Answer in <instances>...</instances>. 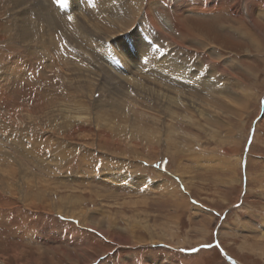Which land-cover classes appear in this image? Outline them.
Segmentation results:
<instances>
[{
	"label": "rangeland",
	"instance_id": "374dc122",
	"mask_svg": "<svg viewBox=\"0 0 264 264\" xmlns=\"http://www.w3.org/2000/svg\"><path fill=\"white\" fill-rule=\"evenodd\" d=\"M84 1L0 0V264H264V6Z\"/></svg>",
	"mask_w": 264,
	"mask_h": 264
},
{
	"label": "bare ground",
	"instance_id": "6f19581e",
	"mask_svg": "<svg viewBox=\"0 0 264 264\" xmlns=\"http://www.w3.org/2000/svg\"><path fill=\"white\" fill-rule=\"evenodd\" d=\"M77 1H80V0H76V2ZM87 1V4L89 5V8H91L92 10H90V11H93V9L95 8H97L98 9V14L101 12V10H102V12L101 13H104V12H109V9L112 7V6H110L111 4H112V0H86ZM192 1V0H191ZM249 1V0H248ZM83 2H85L84 0H83ZM215 2L217 3H215V4H212V0L210 1H204V3H202V4H207V3H209L208 5H209V7H210V9H213V8H215V9H213V10H211L212 12H214L216 9H221V7H224V5H223V2L224 3H229V4H233V8H231L232 7V5L230 6L229 4H228V8L229 9H234L233 11H232V15H234L235 17H237V20H239V22L241 21L242 22V20H241V16L239 15V8H237V5H236V3L237 2H239L238 0H218V1H216L215 0ZM212 4V5H211ZM247 5V4H246ZM201 6V5H200ZM264 6V3L261 1V0H253V1H251L250 3H249V5H248V7H247V9H245V12H248V13H246L245 15H247V16H250L251 17V15L253 14V12H255V10L256 9H258V8H260V7H263ZM244 7V6H243ZM245 8V7H244ZM115 9V11L117 10L116 8H114ZM227 9V8H226ZM263 9V8H262ZM253 11V12H252ZM89 13V12H88ZM225 13V12H224ZM223 13V14H224ZM92 14H94L93 12H92ZM243 14V13H242ZM220 17H223V16H220ZM217 18H218V16H217ZM247 20V19H246ZM264 20V19H263ZM218 21V20H217ZM250 21V20H249ZM119 22H123L122 20H119ZM101 25L104 27V32H102V31H99V33L100 34H102V33H105L109 38H110V36H112L113 37V34L115 33V31H113L112 29V25H111V23H105L103 20H101ZM243 23H244V21H243ZM72 24V23H71ZM71 24H69V25H71ZM245 24V23H244ZM250 24V23H249ZM73 25V24H72ZM71 25V26H72ZM77 26V25H76ZM221 26V25H220ZM230 26V25H229ZM246 26V25H245ZM244 26V27H245ZM249 26V25H248ZM79 27H81V26H79ZM227 27V26H226ZM239 27V26H238ZM112 28V29H111ZM219 28V27H218ZM221 28V27H220ZM228 28V27H227ZM248 28V27H247ZM252 28V27H251ZM258 28V27H257ZM245 29V28H244ZM237 30V29H236ZM258 30V29H257ZM191 31V30H190ZM214 31V30H213ZM244 31V30H243ZM187 33V32H186ZM191 34V33H190ZM211 34V33H210ZM245 34H247V32L245 31ZM187 35H188V33H187ZM248 35V34H247ZM252 35V34H251ZM256 35V34H255ZM255 35H254V37H255ZM194 36V35H193ZM79 37V36H78ZM190 37V36H189ZM252 37V36H251ZM260 37V36H259ZM115 38V37H114ZM147 39V38H146ZM146 39H144V38H141L140 36H137L136 37V44H137V46L136 45H132L131 47H126V46H124V47H122V46H120V45H118L119 47H117L116 46V49H118L119 48V50H117V51H119V53L120 54H126V56L128 57V61H130V60H132V59H134L136 56H139V55H141L142 54V56L144 57V59H140L139 57V59H140V63L138 62V64L141 66V68L142 67H150V68H148V69H150V71H151V73L152 74H154V73H159L160 74V72H163V71H165L164 70V68L167 70V71H165L166 73H168V72H170L171 74H175V75H178L179 77H177V79H179L180 81H187V82H189V79H191V78H193V74H194V72L196 73V76H197V78H198V80L200 81V80H203V79H205L206 81H205V83H209V78H208V80L204 77V73L201 75V74H199V73H197V71L190 65H186V64H182L181 62H179L178 60H176V59H174V58H166L165 59V61H163V63H160L159 65H156L155 64V62H153V56L152 55H156L157 54V52L153 49H151L152 47L151 46H148L147 44V46H144V44L146 43ZM197 39V38H196ZM199 39V38H198ZM135 40V39H134ZM253 40H255V39H253ZM262 40V39H261ZM204 43V42H203ZM209 43V42H208ZM257 43V42H256ZM260 43V42H259ZM210 44V43H209ZM205 45V44H204ZM258 45V44H257ZM208 47H209V45H207ZM206 46V47H207ZM212 46H213V44H212ZM151 47V48H150ZM211 47V46H210ZM122 48H123V50H122ZM124 48L125 49H127L126 51L124 50ZM205 48V47H204ZM214 48V47H213ZM209 49V48H208ZM207 50V49H206ZM153 53V54H152ZM218 53H219V51H218ZM148 55H150L149 57H147ZM216 55H217V53H216ZM221 55V54H220ZM121 56V55H120ZM147 58H146V57ZM222 56V55H221ZM126 57V58H127ZM152 58L151 59V61H149V58ZM124 59V58H123ZM136 59V58H135ZM218 59V58H217ZM219 60V59H218ZM109 63H110V61L109 60H107ZM138 61V60H137ZM127 62V61H126ZM167 62V64H165ZM201 62V61H200ZM216 62V61H215ZM116 63V62H115ZM128 63H130V62H128ZM212 63H213V61H212ZM111 64V63H110ZM109 64V65H110ZM119 64V63H118ZM122 64V63H121ZM133 64V63H132ZM131 65V64H130ZM138 65V66H139ZM116 66V65H115ZM104 67V66H103ZM131 68H133V67H131ZM130 68V69H131ZM196 68V67H195ZM110 69V68H109ZM108 69V70H109ZM220 69V68H219ZM126 70V69H125ZM201 71H202V69H200ZM221 70V72H222V69H220ZM100 71V70H99ZM132 71H135V70H132ZM155 71H157V72H155ZM227 71V70H226ZM139 72V71H138ZM200 72V71H199ZM106 73H108V72H106ZM111 73V72H110ZM113 73H115V71L113 72ZM118 73V72H117ZM128 73V72H127ZM126 73V74H127ZM134 73V72H133ZM219 73V72H218ZM125 74V75H126ZM164 74V73H163ZM124 75V74H123ZM122 75V76H123ZM195 75V74H194ZM215 75V74H214ZM222 75H223V73H222ZM111 76V75H110ZM127 76V75H126ZM206 76V75H205ZM109 77V76H108ZM115 77V76H114ZM195 77V76H194ZM116 78H117V76H116ZM119 78V77H118ZM127 78V77H126ZM125 78V80H127ZM229 78V77H228ZM132 79V78H131ZM221 79V78H220ZM225 79V78H224ZM66 81L67 80H71V78L70 77H66V79H65ZM64 80V81H65ZM117 80V79H116ZM119 80L121 81V78H119ZM150 80V79H149ZM223 80V79H222ZM128 82L130 81L129 79L127 80ZM137 81H138V79H137ZM133 82H134V80H133ZM191 82V81H190ZM112 83V82H111ZM124 83V82H123ZM138 83V82H137ZM158 83V82H157ZM126 84V83H125ZM135 84V83H134ZM215 84V83H214ZM136 85H138V84H136ZM161 85V84H160ZM192 85V84H191ZM216 85V84H215ZM130 86H132V85H130ZM198 86V85H197ZM211 86V85H210ZM244 86V85H243ZM160 87H162V86H160ZM206 87H208V86H206ZM231 87V86H230ZM134 88V87H133ZM137 88L141 91V89L140 88H142L140 85H138L137 86ZM145 88V87H144ZM203 88V87H202ZM211 88V87H210ZM222 88H224V87H222ZM168 89V88H167ZM135 90H137V89H134V92H135ZM164 90V89H163ZM204 90V89H203ZM214 90V89H213ZM146 91V90H145ZM171 90H169L168 92H170ZM176 91V90H175ZM218 91V90H217ZM227 91V90H226ZM229 91V90H228ZM159 92V91H158ZM166 92V91H165ZM214 92V91H213ZM222 92H223V90H222ZM178 93V92H177ZM185 93V92H184ZM215 93V92H214ZM224 93V92H223ZM159 94H161V93H159ZM179 94V93H178ZM177 94V95H178ZM193 94V93H192ZM228 94V93H227ZM158 95V94H157ZM156 95V96H157ZM184 95V98H185V95H187V94H183ZM182 95V96H183ZM193 95H195V94H193ZM224 95H226V94H224ZM164 96V95H163ZM180 96V95H179ZM227 96H230V95H227ZM170 97V96H169ZM176 97H178V96H176ZM200 97V96H199ZM198 97V98H199ZM180 98V97H179ZM189 98H191V97H189ZM201 98V97H200ZM204 98V97H203ZM228 98V97H227ZM190 100V99H189ZM192 100H193V98H192ZM198 100V99H197ZM199 101V100H198ZM191 102V101H190ZM195 103V102H194ZM171 104V103H170ZM187 104H189V103H187ZM186 104V105H187ZM193 104V103H192ZM196 105V104H195ZM195 107V106H194ZM197 107V106H196ZM193 108V107H192ZM198 109V108H197ZM25 115V114H24ZM29 115H31V114H29ZM29 115H28V117H29ZM32 117V116H31ZM30 118V117H29ZM32 119V118H31ZM28 121V120H27ZM22 122H24V118H21V120L20 121H18L17 123H22ZM14 124H16V123H14ZM18 125V124H17ZM19 130H20V128H19ZM62 149V148H61ZM71 157V156H70ZM179 158V157H178ZM47 162V161H46ZM44 166V165H43ZM4 174V173H3ZM157 175H159L160 176V174L159 173H157ZM8 176V175H7ZM130 180V179H129ZM107 181V180H106ZM137 181H145V182H147V181H150V180H148V179H143V180H137ZM133 183H134V181H132ZM138 183V182H137ZM164 183V182H163ZM166 183L167 182H165V184H163L162 186H161V191H163V192H166L167 190H168V188H170V189H173V190H175V188H172V186L170 185V184H167V185H170L169 187H167L166 186ZM136 185V184H135ZM112 187V186H111ZM116 188V187H115ZM113 189V188H112ZM95 191V190H94ZM91 192V191H90ZM98 193H100V192H98ZM102 193V192H101ZM92 194V193H91ZM94 194V193H93ZM95 195V194H94ZM100 195V194H99ZM61 196V195H60ZM98 196V195H97ZM59 197V196H58ZM60 199V198H59ZM72 201V200H71ZM172 202V201H171ZM177 205V204H176ZM74 210V209H73ZM135 241H137V240H135ZM154 242V241H153ZM153 242H151V243H153ZM196 245V244H195ZM202 255V254H201ZM231 263H233V262H231Z\"/></svg>",
	"mask_w": 264,
	"mask_h": 264
},
{
	"label": "snow or ice",
	"instance_id": "6c2138e0",
	"mask_svg": "<svg viewBox=\"0 0 264 264\" xmlns=\"http://www.w3.org/2000/svg\"><path fill=\"white\" fill-rule=\"evenodd\" d=\"M202 247H211V245H202ZM195 251V249H193Z\"/></svg>",
	"mask_w": 264,
	"mask_h": 264
}]
</instances>
